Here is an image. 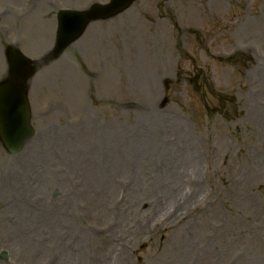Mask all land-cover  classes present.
<instances>
[{"label":"rangeland","instance_id":"374dc122","mask_svg":"<svg viewBox=\"0 0 264 264\" xmlns=\"http://www.w3.org/2000/svg\"><path fill=\"white\" fill-rule=\"evenodd\" d=\"M92 1L0 0V82L9 47L44 61L34 136L0 143V264H264V0H137L47 59Z\"/></svg>","mask_w":264,"mask_h":264},{"label":"water","instance_id":"95a60500","mask_svg":"<svg viewBox=\"0 0 264 264\" xmlns=\"http://www.w3.org/2000/svg\"><path fill=\"white\" fill-rule=\"evenodd\" d=\"M132 0H113L112 6L107 10H120L131 3ZM69 23L74 25L67 27L63 25V18L61 21V35L59 37L60 44L62 42L63 34L72 31V36L66 42L69 43L75 39L82 32L87 23V18L81 19L77 16H67ZM15 69L26 70L27 64L22 62L18 57L14 58ZM31 75V70L27 68V72L23 76V80ZM0 133L3 142L10 148L16 151L19 149L22 141L31 135L28 127V107L25 99L24 90L19 82L7 83L0 87Z\"/></svg>","mask_w":264,"mask_h":264},{"label":"bare ground","instance_id":"6f19581e","mask_svg":"<svg viewBox=\"0 0 264 264\" xmlns=\"http://www.w3.org/2000/svg\"><path fill=\"white\" fill-rule=\"evenodd\" d=\"M155 190L163 193L166 197V200L172 198V196H173V194L168 190V188L166 186H158L157 185L155 187ZM168 205L169 204H167V206ZM180 206H181V202H178L176 207L179 208ZM12 207H14V206H12ZM22 207H24V206H22ZM17 211H18V213H20L18 209H17ZM22 213H23L22 216L19 218L21 223L29 221V222H31V224L27 227L28 228H34L37 231H39L40 229L49 230V229H51L52 224L54 222H56V219L54 217H52L51 214L42 215L39 212H37V213L33 214V215H35V217L33 218L32 216H28V217L24 216V214H27V209L24 210ZM28 213L31 214V211L30 212L28 211ZM24 238L27 239L28 244L30 243V240L33 242V239L31 238L30 234L28 236L24 235ZM59 264H64V259Z\"/></svg>","mask_w":264,"mask_h":264}]
</instances>
